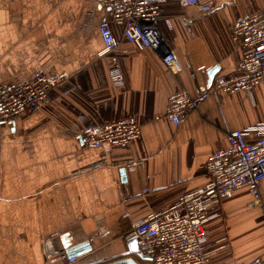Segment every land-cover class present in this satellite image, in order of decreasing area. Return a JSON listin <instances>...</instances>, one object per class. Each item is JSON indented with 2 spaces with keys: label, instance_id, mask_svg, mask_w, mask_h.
Instances as JSON below:
<instances>
[{
  "label": "crops",
  "instance_id": "obj_1",
  "mask_svg": "<svg viewBox=\"0 0 264 264\" xmlns=\"http://www.w3.org/2000/svg\"><path fill=\"white\" fill-rule=\"evenodd\" d=\"M161 1L159 31L179 71L168 70L156 51H138L115 26L119 87L110 75L113 55L100 56L101 0H0V87L69 76L46 105L13 127L0 123V264H62L59 253L77 243L93 247L77 264L129 258L124 235L207 185V162L228 148V132L264 123V80L250 91L211 96L179 126L156 120L171 96H196L234 77L248 50L233 40L232 26L264 12V0H212L209 14ZM130 117L141 135L129 147L81 144L87 131ZM261 194L263 204L254 205L246 188L237 190L215 209L205 225L209 264L264 262V182Z\"/></svg>",
  "mask_w": 264,
  "mask_h": 264
},
{
  "label": "built area",
  "instance_id": "obj_2",
  "mask_svg": "<svg viewBox=\"0 0 264 264\" xmlns=\"http://www.w3.org/2000/svg\"><path fill=\"white\" fill-rule=\"evenodd\" d=\"M183 8L195 7L202 14L215 10L214 1L178 0ZM160 0H101L107 16L99 24L104 48L100 56L112 54L110 75L116 86L124 85L116 53L119 40L114 27H119L123 37L138 51L153 50L161 54L164 66L177 73L178 59L165 44L159 24ZM169 23L170 21H166ZM189 27L191 19L183 18ZM233 40L247 53L239 64L238 73L228 79H217L192 96L182 91L170 97L166 112L156 120L166 118L175 126L196 111L211 96L219 93L250 91L264 80V12L240 20L232 26ZM69 76L66 73L39 76L31 81L0 87V123L9 127L16 120L48 103L49 92ZM250 134L258 136L248 143ZM141 135L137 117L95 128L82 134L81 144L89 149L126 148ZM229 146L212 157L206 165L210 180L203 188L183 195L170 208L154 213L139 221L124 235L125 243L136 242L140 252L153 257L152 264H209L211 245L205 225L214 217L215 209L237 190L246 188L254 205H262L261 187L264 182V123L227 134ZM143 163H134L137 166ZM147 192V191H146ZM62 264H77L79 257H70L66 250L58 255ZM251 264H264L256 260Z\"/></svg>",
  "mask_w": 264,
  "mask_h": 264
},
{
  "label": "water",
  "instance_id": "obj_3",
  "mask_svg": "<svg viewBox=\"0 0 264 264\" xmlns=\"http://www.w3.org/2000/svg\"><path fill=\"white\" fill-rule=\"evenodd\" d=\"M121 173L125 178L124 169L121 170ZM127 246L129 254L131 256L129 258L122 259L109 264H140L137 259H139L143 263L151 262L153 260V257L144 255L140 252L139 246L136 242L128 243ZM67 248H69V251L67 252L69 253L70 257H83L84 255L90 253L93 250V247L90 245V243H77L75 245H69Z\"/></svg>",
  "mask_w": 264,
  "mask_h": 264
}]
</instances>
